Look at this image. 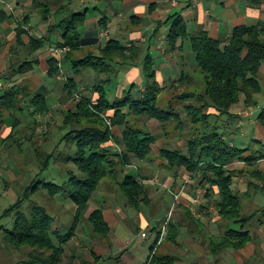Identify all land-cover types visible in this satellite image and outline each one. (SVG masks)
<instances>
[{
  "label": "trees",
  "instance_id": "16d2710c",
  "mask_svg": "<svg viewBox=\"0 0 264 264\" xmlns=\"http://www.w3.org/2000/svg\"><path fill=\"white\" fill-rule=\"evenodd\" d=\"M29 1L28 5L37 10L41 21L46 26L47 35L30 34L28 42L24 41L23 35L28 33L26 27L31 21V13L28 12L15 29L16 46L11 49L15 52L19 46L23 45L27 53L36 52L50 42L49 36L53 34L60 35L61 38L57 42V47L69 48L62 61H59L60 58L55 55L48 58L47 76L56 77L62 71V62L68 61L72 74L68 75L64 90L69 97L76 92L81 94L75 109L68 110L63 119V126L68 128L64 135L65 140L74 141L77 148L76 154L67 156L66 160L75 164L79 173L71 172L62 184L52 181L42 182L50 196L63 195L73 205L71 225L66 232L61 233L54 227L53 216L40 204H31L28 213L23 211L24 203L40 187L38 183H41V180L37 179L25 187L17 200L0 216L2 218L14 214L16 218L12 227L0 226V228L8 244L16 248L30 247L26 257L14 264H62L67 243L76 236L82 219H85L88 224L90 235L96 238L108 237L111 228L104 217L103 208L98 205L96 206L98 208H93L87 217L84 216L89 202L93 200L94 194L106 178H111L118 184L126 207L139 210L143 204L149 203L148 187L145 178L139 177V171L129 170L122 175L121 180L117 171L118 165L124 168L131 165L132 158L144 160L152 153L155 136L142 126L136 125V120L146 117L165 123L175 119L177 128L181 127L183 122L178 111L165 110L158 106L157 97L163 87L156 80L157 71L149 65L152 62L151 56H143L139 46L136 44L125 46L118 39L109 38L103 45H98L99 55L89 52L82 58H73L76 51L99 40L96 35L93 37L84 32L89 8L72 7L74 0ZM16 3L20 5L19 2ZM51 6L56 9L52 11ZM12 16V13H6L4 9H0V22ZM169 19L171 22L167 34L169 47L167 50L182 48L188 41L195 54L196 68L204 73L203 90L178 95L183 99L190 96L197 98L198 103L184 104L181 108L187 116L191 117H189L190 122L202 121L203 126L197 128L198 132L186 140V151L161 147L158 150V156L169 169H181L191 177L200 173L210 185L206 188L208 199L213 193V188L216 189L218 197L213 199L214 206L218 216L226 225L221 235L210 234L204 224L194 217L190 209H186L185 214L189 231L200 233L204 238L203 243L207 245V250L217 259L224 250L239 251L252 240L247 226L254 214L244 213L245 208L240 196L232 189L234 177L238 173H243L244 170L228 166L234 161H256L262 158V155L243 156L242 153L247 149H241L232 144L226 134L219 131L218 126L209 124L208 118L212 114L220 116L229 114L237 118L238 115L230 112L232 108L257 104V98L263 93L259 70L264 64V24L240 25L232 30L228 38L219 39L210 37L204 30L190 34L186 24L178 15L171 16ZM99 23L102 27L105 24L102 18L99 19ZM178 40L181 44L177 46ZM139 61L143 63V89L132 82L123 89L121 96L109 98V92H113L117 85L119 69L115 65L134 66L140 63ZM37 62L38 59L25 58L14 65V71L19 74L31 71ZM88 69L105 76L96 77L88 87L89 94H83L78 89L79 84L75 81V76L82 70ZM181 73L180 82L187 76L184 72ZM0 79L3 83L6 82L4 75H0ZM26 90L18 83L0 89V130L6 125V117L11 118L8 123L11 131L4 138V143L7 139L14 137L19 125L17 112L27 111L24 107L25 100H28L33 107L31 114L46 113L50 109L44 95L39 93L30 95ZM94 94L97 95L96 99L93 98ZM204 108L210 111L204 112ZM257 119L264 127V107L260 110ZM113 127L122 129L119 136L114 135ZM48 164L47 159L45 167ZM251 173L264 180V173L257 171ZM166 224H168L166 240L176 241L180 225L174 222ZM162 229L163 226L161 228L152 226L154 242L150 245L149 256L143 264H176L175 256L159 253L156 250L163 240ZM90 251L95 260L110 258ZM78 258L81 260L80 263L77 261ZM85 263L80 255L77 256L74 253L66 262V264Z\"/></svg>",
  "mask_w": 264,
  "mask_h": 264
},
{
  "label": "rangeland",
  "instance_id": "374dc122",
  "mask_svg": "<svg viewBox=\"0 0 264 264\" xmlns=\"http://www.w3.org/2000/svg\"><path fill=\"white\" fill-rule=\"evenodd\" d=\"M4 1H0V7L10 4L11 9L13 7V9L20 10L18 12L20 14V20L28 12L31 13V21L26 27L29 34L24 35L26 36L24 37L25 41L28 42L30 34L36 36H41L42 34L47 35L46 26L41 21L37 10L31 5H28V2L30 3L29 0ZM14 1L19 2L20 5L16 3L15 7ZM80 1L75 0L73 7H88L89 13L87 18L92 12L98 14V21L104 15H107L105 12L106 6L100 0H85L87 1L85 6ZM116 3L119 4V2ZM96 8L98 10H95ZM55 9V7L51 6L52 11ZM9 25L17 26L19 22L15 21ZM0 27H2L0 28V75L5 76L4 80L6 82H4V85L7 87L18 83V85L20 84L25 87L30 95H33L37 89L39 90L42 83L46 84V88L42 90L45 92L48 91V104L50 106V109L46 113L31 114L33 107L28 100H25L24 107L27 111L24 113L22 111L17 112L16 117L19 120V125L17 126L14 137L7 139L4 143V138L9 135L7 133L10 128L4 127L0 131V216L4 210L9 208L17 200L25 187L35 179L41 180V183H38L40 187L24 203L23 211L28 213L31 204L44 206L54 218V227L58 228L61 233H64L71 225L74 212L73 205L63 195L50 196L43 187L42 182L52 181L62 184L67 180L71 172L79 173L75 164L66 160L67 156L76 154L77 148L74 141L65 140L64 135L68 131V128L63 126V119L68 109H75L81 94L76 92L72 97H69L64 90V83L68 75L72 74V70H69L70 64L68 61L62 62V71L54 78L48 77L47 72L46 75H43L44 71L40 68L38 76H33L38 81L40 80V83L36 82L35 79H30L31 73L29 71L23 74L15 72L14 65L19 64L25 58L39 59L40 55L46 52L49 54L52 53L60 58L59 61H62L69 48L67 46L57 47V42L61 38L60 35L53 34L49 36L51 37L50 42L46 43L42 49L36 52L27 53L23 45L19 46L14 52L12 50L15 48L16 43L14 44L15 39L12 38L10 30H7L4 26ZM90 27L88 25L84 28L90 30ZM155 27L162 29L157 24ZM100 28L101 33L98 35L100 42L98 45H103L108 40H106L108 33L105 26ZM91 34L90 36H93ZM112 37L117 38L114 35ZM10 42L14 44L13 49H9L8 45ZM161 42L164 44V40ZM51 48L52 50L50 52ZM89 52L94 55L100 54L98 46L91 47L87 45L81 50L76 51L73 54V58H82ZM177 52H179V64H176L177 58H175V53L173 55H167L168 57L166 58L168 61L172 60L173 64L175 63V67L172 69L160 68L159 63L163 61L164 54L163 56L161 54L154 55V58L157 57L158 60L152 61L149 65L154 69L158 67V83L163 87L157 97L158 106L165 110L174 109L173 111H178L183 122L181 127H176L177 120L175 119L161 123L156 119H148L146 117L138 118L136 125L142 126L155 136L152 153L144 160L132 158L131 165L124 168L120 165L117 166L120 180L122 175L129 170L134 172L139 171V177L145 178V183L148 187L147 195L149 203L147 205L143 204L139 210L126 207L125 201L119 192L120 188L118 184L114 183L111 178H106L94 194L93 200L89 202V207L85 211L84 216L87 217L93 208L98 207L103 208V212L107 211V217H110L112 213L115 220H110V237L96 238L90 235L89 226L85 219H82L76 236L67 243L62 264H66L72 253L77 256L80 255V258L85 260V264H143L149 256V247L154 242L153 225L160 228L163 226V240L156 250L159 253H169L175 256L176 264H264V194H262V203L260 199H257L263 207L255 204L253 197L239 194L240 200L245 208L244 213L246 215L254 214L253 219H251L247 226V229L252 235V240L247 245L248 247H245L246 249L243 248L241 251L226 249L216 259L207 250V245L203 243V236L200 233H191L187 227L186 209L192 211L194 217L204 224L210 234L221 235L226 225H224L225 222L218 216L217 209L214 206L213 199L218 197L216 189L213 188V193L210 199H208L206 197V188L210 187V185L206 183L200 173L195 177H191L181 169H169L165 165L166 163L158 156V150L161 147L186 151V140L198 132L199 129L197 128L201 127V125L203 126L202 121L196 123L190 122L191 117L187 116L181 108L184 104L198 103L197 98L190 96L183 99L178 97V95L185 92L203 90L205 81L204 73L196 68L195 54L188 41ZM3 53L4 56L2 57L1 55ZM166 59L164 58V60ZM39 63L40 61L38 60L36 64ZM115 66L119 69L117 85L113 89V92H109V98L121 96L123 89L130 84L123 79L126 75V69L122 67L123 65L118 64ZM181 72H184L187 76L185 80L180 82ZM104 76V74L96 73L92 69L82 70L79 75L75 76V81L79 84V91L83 92V94H89L88 87L95 81L96 77L103 78ZM135 76L138 75L136 74ZM135 76L131 77L129 75V78L133 79ZM136 84L143 89V84L140 83V80ZM93 98L96 99L97 95L94 94ZM246 108L240 105L237 108H232L230 112L235 115H241L246 111ZM203 111L209 112L210 110L204 108ZM6 118L5 124L9 126L8 123L11 121V118L9 116ZM208 120L209 124L218 126L219 131L224 132L228 140H231V143L235 146L241 149L242 147H249L256 150L263 149L264 151V143H256V140L252 139L260 137L259 132L255 130L249 131L246 127H238L237 123L239 119L233 118L229 114H223L221 116L212 114ZM121 131V128L113 127L114 135L119 136ZM244 133H246V136H244ZM251 155L255 156L252 153ZM47 159L49 164L45 167ZM233 166L231 164L228 167L232 168ZM237 175L242 174L238 173ZM181 191H184V195L174 200L175 193ZM15 218L16 216L14 214L0 218V226L11 228ZM141 218L145 221L143 222ZM170 222L179 224L180 226L178 227L181 228L176 241L166 240L165 238L168 230V224L166 223ZM142 232L147 233V236L143 237ZM90 250L97 255L110 258L95 260L92 254H90ZM29 251L30 247L23 246L16 248L8 244L4 240L0 228V264H14L24 259ZM77 261H79L78 263L81 262L79 258Z\"/></svg>",
  "mask_w": 264,
  "mask_h": 264
},
{
  "label": "crops",
  "instance_id": "0c3cea01",
  "mask_svg": "<svg viewBox=\"0 0 264 264\" xmlns=\"http://www.w3.org/2000/svg\"><path fill=\"white\" fill-rule=\"evenodd\" d=\"M0 1L5 2L4 0H0ZM100 1L104 4V6H106L105 12L107 13V15H104L105 18L103 16L104 19L102 18L103 23H105L104 24V26L106 27L105 29H107V33H108L106 40L109 38H113L112 35H114L115 37L117 36V38L115 39H118L119 41H121V43L124 42L123 44L125 46H131L132 44L133 45L136 44L137 46L140 47L141 54L143 56L150 55L152 59L154 58V55L157 56L158 54H161L163 56L164 54L165 57L163 56L162 58L163 61H161L159 64H160V68L164 67L165 69L167 68L172 69L173 67H175V63L173 64L172 60L168 61L166 59L168 57L167 55L169 54L173 55V53H175V58H177L176 64H179V60H178L179 52H177V50L179 49L181 50V48H178L175 49L176 52L173 50L168 51L166 47L168 42L167 34L171 22L169 17L171 16L178 15L180 18H182L190 34L204 30L208 33L210 37L219 38V39L228 38L232 30L240 25H255L260 23L264 24V0H100ZM80 2L82 5L85 6L87 1L81 0ZM116 2H119V4H117ZM13 3L15 4L14 6L16 7V2L14 1ZM6 5L7 6L3 5L2 7H0V9H4L6 13H12L13 16L8 20H4L3 22H0V26L6 27L7 30L9 29L12 38L16 40L15 29L17 26L9 25V24L14 23L15 21L16 22L21 21L19 18L20 14L18 13L20 10L13 9V7L11 9L10 4H6ZM73 6H74V2L72 7ZM95 10L98 9L96 8ZM97 15L98 14H95V12H92L90 16L87 18L84 27L88 25H90L91 27L90 30L88 29L86 30L84 28L85 34L90 35L91 33H93L91 34L93 35V37H95V35L98 37V35L101 33L100 27H102V25L97 20L98 19ZM156 24L159 25V27H162V29L156 28L155 27ZM24 35H23V39L24 37H26ZM162 40H164V44L161 42ZM99 42L100 39L98 40L97 43H91L87 45L91 47H97ZM12 44L13 42L9 43L8 45L9 49H11L14 46L15 42L13 45ZM180 44L181 41L178 40L176 45L178 46ZM51 50L52 48L50 49V52ZM1 56L3 57L4 53ZM50 56H53V54L52 53L49 54L48 52L42 53L40 55L38 59L40 63L35 64L34 68L31 71H29V73H31L30 79L31 78L35 79L33 77L34 75L38 76L40 68L44 71L43 75H46L48 69L47 60L48 58H50ZM164 58L166 60H164ZM157 60L158 59L156 57L152 61H157ZM122 67L126 69L125 72L126 75L124 73L125 77L123 78L125 79L126 82L139 83L140 80V83H142V78H143L142 62L137 63L134 66L123 65ZM157 69L158 67L155 68V70L157 71L156 79L158 81L159 79H158ZM136 74L138 76H135ZM129 75L131 77L132 76L135 77L131 79L129 78ZM259 78L263 84V93L257 98L258 100L256 105L248 106L246 108V111H244V113H242L241 115L237 114L238 115L237 119H239L237 126L246 127L247 130L249 131L250 130L258 131L260 137L252 138V139L256 140V143L257 142L264 143L263 141L264 127L260 124V122L257 119L260 113L259 111L264 107V64L260 67ZM35 81L40 83V80L38 81L37 79H35ZM1 83H3V80H1L0 82V89L6 88V85H4V83L3 84ZM44 88H46V84L42 83V85L39 87V90L37 89L34 92V94L39 93L44 95L47 99V102H49L48 94H47L48 91L47 92L43 91L42 89ZM4 127L10 128L7 133L9 134L11 131V126L4 125L0 131H2ZM244 136H246V133H244ZM243 148L247 149V151L244 152L243 154L245 157L250 156L252 153L255 156L262 155V158L256 161H248V162L234 161L232 163V166L234 165L232 168L244 170L243 172L244 174L241 173L242 175H237L236 177H234L232 183V189L238 194H245L253 197L255 204H258L260 207H263L261 206V203L263 200L262 194H264V180L259 176L252 175L251 172L257 171L259 173H264V151L263 149L256 150V149H251L249 147H242V149ZM183 195H184V191L175 193L174 200H177ZM257 199H260L261 203H259ZM103 213L106 221L110 226V220L111 221L115 220L114 215L111 213V216L110 217L108 216L109 217L108 219L107 211L106 212L104 211ZM141 220H143V222L145 221L143 218H141ZM146 224L148 225V223ZM179 230H181V228H179ZM246 258L248 257L246 256Z\"/></svg>",
  "mask_w": 264,
  "mask_h": 264
},
{
  "label": "built area",
  "instance_id": "2783aa9c",
  "mask_svg": "<svg viewBox=\"0 0 264 264\" xmlns=\"http://www.w3.org/2000/svg\"><path fill=\"white\" fill-rule=\"evenodd\" d=\"M141 234H142V236H143V237H145V236H146V233H145V232H142Z\"/></svg>",
  "mask_w": 264,
  "mask_h": 264
}]
</instances>
